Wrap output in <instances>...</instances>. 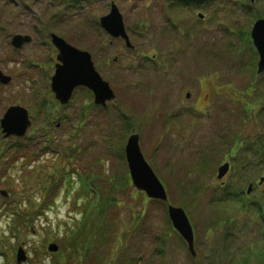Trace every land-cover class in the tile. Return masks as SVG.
Returning <instances> with one entry per match:
<instances>
[{"label":"rangeland","instance_id":"1","mask_svg":"<svg viewBox=\"0 0 264 264\" xmlns=\"http://www.w3.org/2000/svg\"><path fill=\"white\" fill-rule=\"evenodd\" d=\"M112 1L136 49L156 55L154 61L102 29ZM260 17L264 0H0V69L12 77L9 85L0 83V264H18V247L27 255L21 264H260L264 243L249 249L256 224L235 199L234 170L223 189L217 179L237 125L245 124L238 131L252 139L263 131V75L255 77L263 89L250 98L253 109L241 112L228 95L245 98L253 80L235 62H252V51L239 41H252ZM52 32L91 53L116 94L106 107L95 105L86 88L76 89L66 105L55 99ZM18 33L31 36L20 49L11 44ZM215 64L214 83L223 91L196 83L211 78L207 68ZM13 104L28 110L30 124L23 136L5 137L2 119ZM194 104L208 108L209 117L193 112ZM133 132L167 202L131 182L125 146ZM262 145L259 140L254 150ZM215 149L216 156L209 153ZM168 204L187 212L195 258L173 228ZM230 219L239 223L237 239L226 243L219 221ZM51 242L58 252L48 251Z\"/></svg>","mask_w":264,"mask_h":264},{"label":"water","instance_id":"2","mask_svg":"<svg viewBox=\"0 0 264 264\" xmlns=\"http://www.w3.org/2000/svg\"><path fill=\"white\" fill-rule=\"evenodd\" d=\"M199 16L201 17V15ZM100 25L112 37L124 38L128 45H131L129 37L126 34L122 15L114 3L111 5L110 12L100 18ZM251 35L252 40L255 41L257 48L260 50L259 71H264V19L260 18L255 22ZM29 41H31L29 35L16 34L12 38V44L17 48H20L25 42ZM51 41L59 50L57 56L59 63L56 64L51 88L60 103L66 104L71 98L74 89L78 86L90 89L94 96V102L97 105L105 106L107 102L115 98V93L109 82L104 80L95 69L89 52L68 44L65 39L55 33L51 34ZM0 81L7 84L11 81V78L0 71ZM2 123L6 136L12 133L23 135L30 124L28 112L21 106H11L2 119ZM125 152L134 186L139 190L145 191L149 197L166 201V190L144 159L140 150L138 135L132 134L129 137ZM226 170V165L220 168V178L223 177ZM168 211L174 227L186 239L189 249L194 253L192 227L184 210L179 207L169 206ZM49 248L56 250L57 246L51 244ZM24 259V251L22 248H19L17 261L21 262Z\"/></svg>","mask_w":264,"mask_h":264},{"label":"flooded vegetation","instance_id":"3","mask_svg":"<svg viewBox=\"0 0 264 264\" xmlns=\"http://www.w3.org/2000/svg\"><path fill=\"white\" fill-rule=\"evenodd\" d=\"M250 36H251V32H250ZM241 42L246 45L245 47H248L252 51L254 58H253L252 62H250V60H247L248 61L247 65L250 63L248 68H247L246 63H243V60L241 62H235V64L238 65V68L240 71L247 70L249 78L251 79V77H252L253 80H252V82H250V86L249 85L247 86L246 91L242 93V96H246L245 98L240 97L238 94H236V95L234 94V97L232 96V93H230L228 95H230L232 97L231 99L235 100V102L239 106L242 107L241 112H247L248 110H251L254 108V107H251L252 101H250V98L253 97L254 92L259 90V89H261V90L263 89L262 84L255 81V77L263 75V78H264V71H259V61H260V52L259 51L260 50L257 48L255 41H239L240 44H241ZM200 44H205V43H196L194 45H200ZM229 47L231 48V45H229ZM131 50L141 51L140 49H136L135 46ZM203 52L206 53V50L204 47L200 46L199 47L200 56L202 55ZM140 57H142L143 59H146L148 61H154V57H156V55L149 56L147 54H142V55H140ZM222 61H223V59H222ZM231 61L234 62V58H232ZM207 69L209 71H211V74L214 73V75L211 76V78H206V77L201 78L202 81L200 83L198 81H196V83L200 84V86H201L204 81L209 82L211 89H213L212 85L215 86L216 88H218L220 86L218 89L223 91L221 84L214 83V81L216 79H218V72L217 71H220V66L218 64H215L214 66L207 68ZM252 73H254V74H252ZM244 74H245V76L247 75L246 73H244ZM189 84L193 87H195V85H197V84H194L192 81H190ZM190 95L191 94L187 92L186 97H188L190 99V97H191ZM199 96H200V94L196 93L194 99H198ZM261 99H262L261 103H263L262 107L264 108V96L259 97L258 102ZM242 101H246L247 104H243L244 106L240 105L242 103ZM193 109H192V111L193 112L196 111L195 113L198 116H200V114H201L202 117H205V116L209 117V114L205 113V111H208V108L203 110V109L197 108L196 104H194ZM244 125L245 124H243L242 126L237 125V127H238V129L244 130ZM258 125L260 128L262 127L261 129L263 131L258 132L257 133L258 136H257V134H255L253 136L254 139H252V137L251 138L247 137V135L241 133L240 131H238V129L234 130V138L232 140V145L230 148H228V152L224 154V155H228V156L226 157L225 160H223V163L229 161L230 169H229V172L227 174H230L231 170H234V177H235L236 186H237V192L235 193V199L242 203L243 207H241V208L243 209V211L244 212L251 211V213H253V215H255L257 218L258 217L260 218L261 221L256 222V225L258 226V229L256 230V232L260 233V231H262V229L264 230V195L263 194H257V191H259L260 188H263V190H264V175H261L258 177L257 173H255L254 170L255 169L264 170V122L263 123L258 122ZM259 140H263V145H262L261 149L256 148V150H254L256 142L258 143ZM210 152L215 154V156H216V153L218 151H217V149H215L213 151H209V153ZM242 182L248 183V188H250V190H252L250 193H247V191L244 192V189L240 188V184H242ZM220 183H221L220 189H223L225 181L220 180ZM222 223H223V221L221 220V224ZM236 225L237 226L239 225L238 221H237ZM260 227H262V228H260ZM225 232H226L225 235L222 236V238L225 240V242H227L228 239H230V242H233L234 237H235V239H237L236 238L237 235L234 233V226L233 225H230V226L225 225Z\"/></svg>","mask_w":264,"mask_h":264}]
</instances>
